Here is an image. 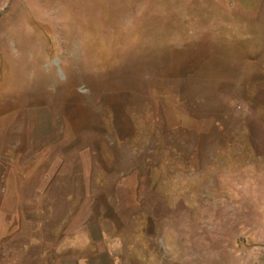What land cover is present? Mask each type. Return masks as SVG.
Listing matches in <instances>:
<instances>
[{"label":"rangeland","instance_id":"374dc122","mask_svg":"<svg viewBox=\"0 0 264 264\" xmlns=\"http://www.w3.org/2000/svg\"><path fill=\"white\" fill-rule=\"evenodd\" d=\"M0 264H264V0H0Z\"/></svg>","mask_w":264,"mask_h":264}]
</instances>
